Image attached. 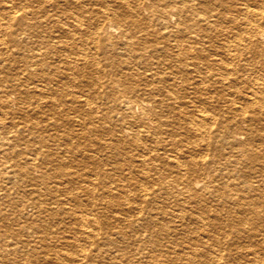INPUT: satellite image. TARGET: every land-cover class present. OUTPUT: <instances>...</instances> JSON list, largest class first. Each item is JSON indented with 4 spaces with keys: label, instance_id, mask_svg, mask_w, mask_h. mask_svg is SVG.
Returning <instances> with one entry per match:
<instances>
[{
    "label": "bare ground",
    "instance_id": "bare-ground-1",
    "mask_svg": "<svg viewBox=\"0 0 264 264\" xmlns=\"http://www.w3.org/2000/svg\"><path fill=\"white\" fill-rule=\"evenodd\" d=\"M0 42L16 62L0 68L15 75L0 139L13 90L37 161L59 172L40 221L21 212L20 230L0 231V264H119L105 247L75 257L70 237L125 234L122 221L159 236L147 264H264V0H0ZM48 125L94 166L41 148ZM121 137L140 150L125 163ZM17 155L4 146L0 169L35 162ZM27 228L45 252L34 262L9 242Z\"/></svg>",
    "mask_w": 264,
    "mask_h": 264
},
{
    "label": "rangeland",
    "instance_id": "rangeland-1",
    "mask_svg": "<svg viewBox=\"0 0 264 264\" xmlns=\"http://www.w3.org/2000/svg\"><path fill=\"white\" fill-rule=\"evenodd\" d=\"M5 47H6L5 44L3 42H0V68L3 70L7 69L8 67L14 68L15 63H16L15 59H13L10 56L12 53L15 52V47L14 46L12 47L11 45L12 49L11 50L9 49V50L12 53L8 54L9 55L8 57H6L7 54L5 53L6 51ZM247 60H248V56L246 55L245 59L240 60V62L243 63V62H246ZM3 72L4 71L0 73V76H2V78L0 79V86L3 83H5L6 79H8L9 83L15 82V75L13 73H3ZM8 96L10 100L9 103L12 109L16 111L14 112V114H12V116L6 115V114L2 115L4 116V120H3L4 127H3V130H1V134L3 135V138L0 139V151H2L4 146H13L14 149L18 151V155L15 157L20 158L21 156V158L19 159L20 161L30 159V158L35 159V162L29 166H26L25 167L26 170L24 171H18L16 169H13V170L12 169H5V170L0 169V172H1L0 173V231L7 229L12 232H17V230L18 229L20 230V228H22L23 225L19 221L14 219V217H16V214L18 215L19 213L24 212V215L25 214L28 215V218L34 219L35 222L40 221L41 216H40L39 211L36 210V206H35L36 202L38 201L44 204L46 203L47 200H49L48 197L50 195L49 193L50 190H48L47 188L48 186L46 187V185H48V183L53 185V179L56 178V177H52L50 179H45V175H47L48 173L51 175V174H54V172L57 174L59 172H56L55 171L56 169L52 170L46 165H43L37 161L39 145H38V142L36 141L35 129L33 131V128L29 126H25L22 123L21 116L23 113L21 110L17 109L18 105H17V102H15L17 99L16 91H13V90L10 91L8 93ZM224 112L229 113V114L231 113V112H227L226 109H224ZM43 124H45V122ZM17 136H19V138ZM101 137L105 139L104 137H107V136L103 135ZM44 142H45V145L42 146L41 148L46 149V147H50V146L56 147V150H57L56 154L59 159L61 157L62 159L71 157L75 159V162L77 164L78 159L82 158L84 160L82 162L84 163L87 170H89L90 167L92 168L94 166V164L90 163V161L85 159V157H81L77 155L69 156L64 150L63 141L58 136H56L54 131L51 129L50 125H48L47 127H44ZM116 146H117L116 147L117 150H114V149L112 150L110 148L105 149L106 147H103L104 149L101 150L102 155L100 156L102 158H105L106 156H104L103 152L107 150H112L114 151L115 154H116V151H122L125 154V156H123V158L117 157V159L119 160V162L125 163L129 160L128 159L129 155L136 156L138 155V153H140V150L138 149L137 146L127 143L126 139L123 137H121L120 141L116 143ZM20 152H23V154H21ZM71 164L73 165V161H71ZM103 166L105 167V165ZM62 171L67 172L68 168L63 167ZM132 176H135V175H132ZM98 191H101V189H99ZM56 195L58 196L57 193ZM19 197H22V200H17ZM156 201H157V204H161L162 206L164 205V202H161L160 200H157V199ZM70 203H72V201H70ZM101 205L103 204H98V206H101ZM55 206L56 204L54 203V207ZM169 206H171V203H168V205L167 206L165 205L164 207L169 208ZM148 207L149 205H147V207L145 208H148ZM18 208L20 210H18ZM141 211L143 212L144 208H142ZM86 213L89 215H92L89 212H86ZM5 215L8 218H10V220H5L4 218ZM103 215L98 216V218L100 217L101 219H103ZM125 216H127L126 218H129V219L133 218L130 214L125 215ZM133 223L131 222V225ZM91 225L87 227V229L89 228L88 230H90L91 228L93 229ZM122 225L126 228V233L118 234L120 236H118L117 234L115 235L111 234L110 237H108L103 232L96 231L98 230V228L95 227L96 230L94 229L95 232L94 230H92L91 232L92 237L90 239L85 238V236L83 235L80 236L79 234L78 236L74 238L70 237L71 241L76 242L75 246L72 245V249L74 253L76 254L75 257H80V254H81L80 248L85 247L84 249H86L87 251L89 250L97 254L96 252L99 250L98 247H105L104 248L106 249L105 251L102 248L103 250L101 253V258H106L105 256H107V257H110L108 259L118 260L119 264H147L151 258L150 254L151 253L153 254L155 251L154 249L155 247L151 246V243L153 242L155 238L159 236L154 235L151 237L150 235H148L149 233L148 231H142L139 235L140 236L139 238L138 236H136L138 233L136 234V232L134 233V231L133 232L131 231V228L128 225V221H122ZM85 226H82L81 228ZM35 230H36L35 228H27L26 230H24V234H20L18 236L16 234V235H13L11 238H9V242L14 243V244H19L20 248H25L23 249V251L18 252V257L23 258L25 256H28V258H31L33 260V262L34 260L41 259L42 255H45V252L43 251V249L40 250V246L42 245L41 244L42 240L40 241L41 239L40 232L37 231L36 233ZM64 234H65V237H68L70 235L68 232H65ZM112 239L113 240L115 239V240L113 241ZM31 247H36L37 249L32 251L33 249H31ZM52 253H53L52 251H49L48 255H53ZM114 254L115 256H113ZM154 257H158V256L156 255ZM131 258H133V260ZM66 263H69V262H66Z\"/></svg>",
    "mask_w": 264,
    "mask_h": 264
}]
</instances>
